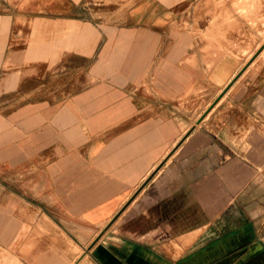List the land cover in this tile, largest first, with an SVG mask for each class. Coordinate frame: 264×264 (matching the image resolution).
<instances>
[{"label":"crops","instance_id":"1","mask_svg":"<svg viewBox=\"0 0 264 264\" xmlns=\"http://www.w3.org/2000/svg\"><path fill=\"white\" fill-rule=\"evenodd\" d=\"M91 1L0 0L4 89L28 94L0 113V264H264V218L205 242L150 222L187 219L173 172L208 137L264 128V0L245 17L242 0H135L99 21Z\"/></svg>","mask_w":264,"mask_h":264},{"label":"rangeland","instance_id":"2","mask_svg":"<svg viewBox=\"0 0 264 264\" xmlns=\"http://www.w3.org/2000/svg\"><path fill=\"white\" fill-rule=\"evenodd\" d=\"M134 1L92 0L91 3L95 6L91 5L93 9L91 16L95 21H99V15L101 18L116 15L117 12L114 13V10H118L121 14ZM241 4L242 7L237 9V14L241 17L261 14L260 6L253 7L250 0H242ZM227 23L233 22L228 20ZM255 23H264V18L258 17ZM29 26L33 33H45L57 37L66 32L67 24L59 22L48 28L28 23ZM18 64V61L14 60L2 64L0 60V113L13 110L28 95L21 91L4 89V87H17L19 77L14 76L11 80L7 75L13 72L12 70L17 71ZM4 83L5 86H3ZM209 131L212 132V129L209 128ZM236 132L238 131L235 130L234 133ZM179 164V169L173 172L172 179L187 181V219L151 220L150 222L161 226L167 224V227L171 228V233L173 228L179 225L186 224L187 230L194 228L195 225L201 226L202 238L205 242L217 236L223 237L242 231L246 226H252L250 221L255 223L264 218V128H260L258 124L250 129L244 139L225 140L220 137L218 139L208 137L200 151L186 156ZM191 180L198 182L196 189L190 187ZM10 190L18 193L16 188ZM194 197L197 198L196 205L193 203ZM189 201H192V204ZM179 206L183 207L182 204H171V208ZM195 206L197 215L201 208L202 220L194 219ZM141 216L142 212H138L134 217L135 221L146 222L141 220ZM173 238L176 237L166 234L156 236L155 240L156 243H161Z\"/></svg>","mask_w":264,"mask_h":264},{"label":"water","instance_id":"3","mask_svg":"<svg viewBox=\"0 0 264 264\" xmlns=\"http://www.w3.org/2000/svg\"><path fill=\"white\" fill-rule=\"evenodd\" d=\"M164 164V163H163ZM159 165L157 169L144 181V183L140 186V188L135 192V194L131 197V199L127 202L126 205L114 216V218L109 222L106 229L120 216V214L125 210V208L131 203V201L141 192V190L148 184V182L152 179V177L157 173V171L162 167V165ZM105 229V230H106Z\"/></svg>","mask_w":264,"mask_h":264}]
</instances>
